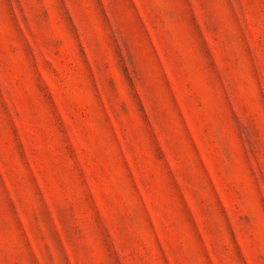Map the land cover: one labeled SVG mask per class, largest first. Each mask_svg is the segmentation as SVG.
<instances>
[{"label":"rangeland","instance_id":"obj_1","mask_svg":"<svg viewBox=\"0 0 264 264\" xmlns=\"http://www.w3.org/2000/svg\"><path fill=\"white\" fill-rule=\"evenodd\" d=\"M0 264H264V0H0Z\"/></svg>","mask_w":264,"mask_h":264}]
</instances>
